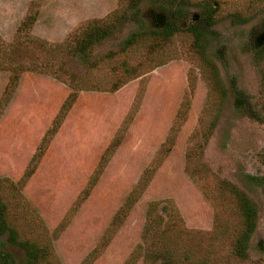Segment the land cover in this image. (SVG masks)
<instances>
[{
  "label": "rangeland",
  "instance_id": "374dc122",
  "mask_svg": "<svg viewBox=\"0 0 264 264\" xmlns=\"http://www.w3.org/2000/svg\"><path fill=\"white\" fill-rule=\"evenodd\" d=\"M210 3L217 9L207 30L206 59L213 65L193 49L184 31L205 28L199 6L179 13L182 31L155 57L164 63L154 65L138 48L122 53L132 31L158 27L167 17L142 0L140 22L128 20L114 37L95 44L96 65L89 66L59 47L86 21L109 16L119 0H0V101L11 75L9 62L17 68L29 62L52 68L22 69L0 103V198L10 202L9 222L23 237L51 244V263L143 264L139 246L156 244L155 228L144 232L154 201L150 216L161 217L159 228L168 239L198 245L208 264H264V250L257 245L264 239V183L246 177H264V60L257 63L253 56L257 37L264 34V11H257L264 3ZM30 12L36 13L30 40L17 36L21 41L11 50ZM233 13L246 20L234 19ZM112 53L115 59L106 58ZM122 59L137 67L136 75L127 78L123 67H115ZM55 73L74 81L77 97L54 132L52 121L72 89ZM218 85L224 95L217 104ZM46 133L53 134L33 174L20 193L11 190V183L20 189L17 182ZM112 144L109 161L101 164ZM144 178L149 181L141 195L124 206ZM222 180L237 185L257 205L245 258L232 253L230 238L239 217L232 201L220 195ZM115 216L120 217L113 223ZM4 250L23 264L21 247L7 243Z\"/></svg>",
  "mask_w": 264,
  "mask_h": 264
},
{
  "label": "trees",
  "instance_id": "16d2710c",
  "mask_svg": "<svg viewBox=\"0 0 264 264\" xmlns=\"http://www.w3.org/2000/svg\"><path fill=\"white\" fill-rule=\"evenodd\" d=\"M142 0H119L120 6L115 9L113 12L109 14V16L103 19H92L86 21L79 28L72 32L66 42L59 47L60 50L64 51V53H69L72 56H76L80 61L86 62L89 66H95L96 62L92 56V48L95 44H99L104 40L114 37L116 33L120 30L123 24L128 20H135L136 22H140V18L138 16V4ZM144 1V0H143ZM150 3L154 8L161 11V14L167 16L165 20L160 22V26L151 27L149 29H144L140 26L136 31H132L123 41V45L121 47L122 53H125L132 48L141 49L144 57L155 61L154 65H160L164 63V60L156 61L155 57L158 51H161L165 42L170 39V37L177 32H181L182 28L179 27L178 16L180 12H184L186 7L189 6H199L200 7V19L199 22L204 24L205 28H201L198 26H188L184 31L188 32L192 37V47L196 52H199L201 58L206 61L207 64L213 65V63L206 59V48L211 41L210 36L207 34L208 28H210L214 23V14L216 12V6L214 3H210V0H202V1H193V0H146ZM264 3V0H261ZM185 8V9H184ZM257 11H264V5L261 9ZM256 14H259L255 12ZM264 13V12H263ZM36 17L35 12L28 13L25 18L22 20L20 26L17 29L16 41L9 44V48L14 50L18 47L19 41L17 36H25L30 40L29 31L31 29V25ZM232 17L234 19L246 20L245 17L240 16L237 13H233ZM232 18V19H233ZM160 21V20H159ZM141 25V24H140ZM258 40L260 42L256 43L253 47V56L257 63L264 60V34L259 35ZM42 44V45H41ZM40 45L44 47V42ZM42 48V49H43ZM44 50V49H43ZM48 50V49H47ZM111 58L112 60L116 58V56L112 54L106 55V58ZM141 62L142 61H138ZM34 62H29L27 68L28 69H40L44 71L51 72L50 63H44L43 66L37 68ZM115 67H123L125 73H128L127 78H130L137 74V67L129 64L127 59H122L120 63L114 64ZM141 65V64H140ZM144 64L142 63L141 67ZM113 66V65H111ZM140 67V68H141ZM7 68L10 69L11 75L9 78V82L4 91V96L0 103H4L7 100V97L10 96L9 91L11 87L15 85L16 81L19 78V73L22 69H27L25 64H22L20 67H16L9 62L7 64ZM111 69L115 70V68ZM211 75L214 78L215 82H218V76L215 72L211 71ZM56 74V73H55ZM61 79H64L63 76L56 74ZM127 78H124L122 82H125ZM65 80V79H64ZM67 81V79L65 80ZM71 84L72 89L68 93L66 99L62 103L59 112L54 117L52 121V130L55 132L63 122L67 111L69 110L71 104L77 97V90L75 89L74 81L71 79L68 81ZM72 82V83H71ZM115 86V88H117ZM220 90L217 91L220 94V99L217 104L221 102L224 95V91L221 89L220 85H218ZM186 105V104H185ZM186 106L182 104V106L178 110V121L181 123L183 120V115L185 112ZM49 134V133H46ZM53 133H50L45 138L43 137L39 143L38 148L32 155L25 172L22 177L18 180V184L20 185V189H16L14 185L9 184L11 190H14L20 193L22 187L26 184L27 180L31 177L34 172L35 166L42 157L43 153L47 149V144L49 142V136ZM172 145V141H170V145L166 150H170ZM113 149V144L106 150L104 154L101 156L100 163L106 164L110 157ZM153 170V167L150 168ZM149 170V169H147ZM147 170L145 172H147ZM248 180L256 185H261L264 183V177H258L250 174H246ZM149 178L141 179L138 182L136 189L132 190L130 194H128L124 206L130 204L132 200H137L141 195L142 190L148 183ZM15 188V189H14ZM220 195L226 196L231 203L234 205L235 210L238 213L239 224L233 230V234L231 233V245H232V253L235 257L245 258L248 256V248L250 246L251 236L256 228L257 224V205L253 201V199L241 188L237 185L229 182V181H221L219 186ZM16 194V193H15ZM130 200V201H129ZM10 202L5 201L0 198V264H17V261L13 257V255L4 250V246L7 243L16 244L21 247L25 252V259L23 264H53L50 261V250L51 244L45 243L43 245L35 242L32 239L27 237H23L21 233L17 230L14 224L9 222V211H10ZM157 204V203H156ZM156 204L154 201L150 202L149 207L147 209V223L145 224V231L148 232L152 228L156 230V244L149 246H139L137 251L139 255H142L143 264H154L156 260L159 261L160 264H208V256H205L198 245L192 247V245L187 244H176L175 241L169 240L167 233L164 228H159V225L163 222L160 216L151 217L150 215L155 211ZM154 214V213H153ZM152 214V215H153ZM125 213L120 214V216H125ZM119 216V217H120ZM119 217L115 216L113 219V223H116ZM158 217V218H157ZM261 250H264V239L260 240L257 244ZM142 248V249H141ZM207 255V254H206Z\"/></svg>",
  "mask_w": 264,
  "mask_h": 264
}]
</instances>
